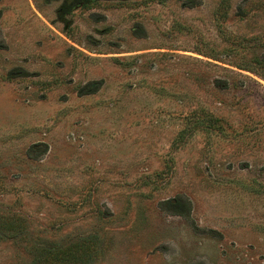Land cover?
I'll use <instances>...</instances> for the list:
<instances>
[{
	"label": "rangeland",
	"instance_id": "374dc122",
	"mask_svg": "<svg viewBox=\"0 0 264 264\" xmlns=\"http://www.w3.org/2000/svg\"><path fill=\"white\" fill-rule=\"evenodd\" d=\"M83 244L264 264V0H0V264Z\"/></svg>",
	"mask_w": 264,
	"mask_h": 264
},
{
	"label": "trees",
	"instance_id": "16d2710c",
	"mask_svg": "<svg viewBox=\"0 0 264 264\" xmlns=\"http://www.w3.org/2000/svg\"><path fill=\"white\" fill-rule=\"evenodd\" d=\"M84 242H85V240H83ZM84 248H86V250L85 249H83V248H80L79 249V251L82 253V256H83V259L82 260H80L81 258H79V257H77V260H74L73 261V263L72 264H80V261H82V263H88L90 260H91V258H92V255L91 254H89L90 252H89V250H88V248H87V246H86V244H83L82 245ZM64 251L65 252H63L65 255H68L69 256V254L70 255H72V253H71V249H64ZM74 252H75V250H74ZM76 253V252H75ZM77 254V253H76ZM58 255H59V253H58V251L57 250H50L49 251V254L47 255V261H48V263H53L54 261H60V259L58 258ZM75 255V254H74ZM73 257H69V259H67V262L66 263H68V262H70L71 261V259H72ZM62 260V259H61Z\"/></svg>",
	"mask_w": 264,
	"mask_h": 264
}]
</instances>
